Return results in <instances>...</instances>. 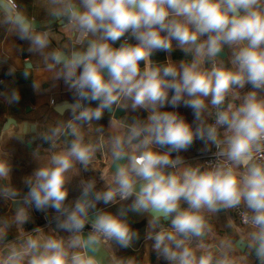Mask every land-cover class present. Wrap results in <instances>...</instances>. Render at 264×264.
<instances>
[{
    "label": "clouds",
    "instance_id": "obj_1",
    "mask_svg": "<svg viewBox=\"0 0 264 264\" xmlns=\"http://www.w3.org/2000/svg\"><path fill=\"white\" fill-rule=\"evenodd\" d=\"M45 8L69 36L47 52L51 29L37 30L16 0H0L3 21L44 55L52 86L62 82L71 96L52 101L70 118L47 131L12 119L0 127V145L14 139L31 147L37 136L50 145L46 162L24 178L23 195L9 182L13 163L0 154V200L14 209L11 220H0V264H139L104 251L140 239L129 213L148 218L144 239L166 264H247L249 256L264 264V0H45ZM176 49L183 59L153 60ZM30 74L27 64L23 76ZM3 95L20 103L17 89ZM118 110L147 115L113 119L110 134L98 126L94 139L87 136L85 125ZM197 141L212 158L181 155ZM98 153L108 164L103 188L95 177L80 178L69 202L77 165L94 171ZM101 202L119 207L100 209ZM32 210L54 211L53 234L37 226L9 241ZM226 210L242 219V228L229 221L241 234L235 243L213 231L211 218ZM237 245L243 255H235Z\"/></svg>",
    "mask_w": 264,
    "mask_h": 264
},
{
    "label": "crops",
    "instance_id": "obj_2",
    "mask_svg": "<svg viewBox=\"0 0 264 264\" xmlns=\"http://www.w3.org/2000/svg\"><path fill=\"white\" fill-rule=\"evenodd\" d=\"M16 2L19 8L29 18L34 17L35 20L38 21H47L50 19L45 8V0H16ZM44 28L46 27H40L37 28V30H42ZM47 28L51 29L53 36L51 46L46 52L58 47H63L69 43V36L63 30V24L55 21L47 26ZM115 46H119V43ZM169 55L171 59L175 61L184 58L183 53L179 49H176L171 54L163 51L157 52L153 56V60L164 62ZM27 64L31 65V74L25 79L23 71ZM10 70H14V74L11 76L7 74ZM0 79H2V81H0V127L9 119H12L16 121L17 124L24 123L35 125L37 127V132H43L47 131L49 126H54L58 122L66 121L70 118V114L64 111L63 108L57 110L52 104L53 100H55L56 105L61 104V102L65 100H70V94L66 92L62 82H57L56 87L52 86L53 73L46 69L44 55L30 52L29 43L20 40L11 30V26L3 21L2 16H0ZM34 81H38L41 84V90L39 92L34 91L32 88V83ZM12 89H17L21 94L19 104L9 105L5 95H3L4 93L10 92ZM178 111L184 114L189 122L192 121L193 116L190 109L182 107L178 109ZM61 112H63V115H61ZM137 115L141 118H145L147 113L143 111L135 113L128 110H119L118 113L110 115L108 112H105L101 120L94 121L91 128L85 125L84 130L88 137L94 139L97 135L95 132L96 127L102 126L104 134L108 135L111 131H114L111 125L113 119L131 122V119ZM35 135L36 133H32L29 137H25V139H30L31 136ZM49 147L50 145L38 136L31 147L14 139L7 140L4 144L0 145V154L6 156L14 166V171L9 182L21 190V195L27 191L23 183L24 178L31 175L35 168L46 162V157L49 155ZM202 147V144L197 141L188 152L181 153V155L187 160L202 162L199 157L207 154L200 151ZM212 151H215V149L213 148ZM105 167H108V164L106 163L105 155L101 153L97 154L94 171H84L77 165V173L73 174L68 201L71 202L77 198L79 193L76 190V186L80 178L87 179L89 177H95L97 179V188H103V182L99 179V176L100 172ZM110 171L113 170L110 169ZM10 206L11 201L0 200V220H11L8 216ZM97 207L100 209L111 208V210L115 211L119 205L107 206L101 202L98 203ZM31 216L32 220L30 223L22 226H14L10 229V234L8 236L9 241L19 238L21 231L29 232L32 228L37 226L43 227L46 234H53V230L55 229V213L53 210H49L47 214L32 210ZM129 219L132 221V227L140 233V239L136 241L130 249H119L115 245L107 246L110 254L114 252L117 256L121 257H135L139 261V264H166L165 261L157 259V257L151 253L149 247L150 242H146L144 239L148 218L129 213ZM230 220L237 228L243 227V225L239 223L236 213L227 210L213 216L211 218V223L213 225V231L217 236L223 237L228 235L235 243L240 241L241 234L235 229L230 228ZM165 223H167V221ZM58 234L67 235L66 233ZM204 242L213 243L214 238H206ZM245 252L246 248L237 245L235 255H243ZM247 264H259V262L254 256H249Z\"/></svg>",
    "mask_w": 264,
    "mask_h": 264
},
{
    "label": "water",
    "instance_id": "obj_3",
    "mask_svg": "<svg viewBox=\"0 0 264 264\" xmlns=\"http://www.w3.org/2000/svg\"><path fill=\"white\" fill-rule=\"evenodd\" d=\"M54 22H55V21H52L51 19H49V20H47V21H38V20H35V26H36V28L47 27V26H49L50 24H52V23H54ZM118 112H119V110H118L116 113H118ZM112 170H114V168H112ZM8 216H9L11 219H12L13 216H14V209H13V207H12V202H11V206H10V209H9ZM104 251L108 253V257H109V259H110L111 254H110V252H109L107 246H105ZM103 264H108V259H105L104 262H103Z\"/></svg>",
    "mask_w": 264,
    "mask_h": 264
},
{
    "label": "built area",
    "instance_id": "obj_4",
    "mask_svg": "<svg viewBox=\"0 0 264 264\" xmlns=\"http://www.w3.org/2000/svg\"><path fill=\"white\" fill-rule=\"evenodd\" d=\"M0 81H2V79H0ZM212 152H214V151H212ZM210 158H212L211 153H207V154H205V155L199 157V159H201L202 162H203V161H206V160H208V159H210ZM234 212H235L236 215H237V218H238V220H239V223H240L241 225H243V224H242V219H241V216H240L239 212H238V211H234ZM90 230H91V229H90V226H87V225H86L85 231L87 232V231H90Z\"/></svg>",
    "mask_w": 264,
    "mask_h": 264
}]
</instances>
